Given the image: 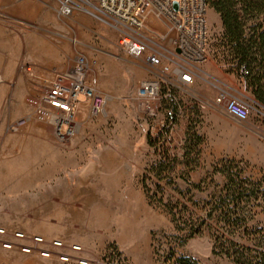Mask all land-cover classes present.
Returning a JSON list of instances; mask_svg holds the SVG:
<instances>
[{
    "label": "rangeland",
    "instance_id": "obj_1",
    "mask_svg": "<svg viewBox=\"0 0 264 264\" xmlns=\"http://www.w3.org/2000/svg\"><path fill=\"white\" fill-rule=\"evenodd\" d=\"M88 1L92 10L96 0ZM57 5L0 0V11L13 18L0 17V240L16 242L13 233L21 231L26 243L39 235L52 251L42 257L0 244V264H169L172 254L235 264L236 251L257 257L264 250V107L233 70L219 15L208 7V59L191 84L172 90L174 102L162 97L165 129L154 138L133 99L148 76L139 59L118 48L106 17L76 9L61 20ZM70 37L95 61L105 112L92 117L82 103L66 143L34 118L10 131L28 117L25 99L42 85L20 64L30 63L39 77L68 69ZM221 90L248 106L245 121L202 107ZM62 252L68 260H60Z\"/></svg>",
    "mask_w": 264,
    "mask_h": 264
},
{
    "label": "built area",
    "instance_id": "obj_2",
    "mask_svg": "<svg viewBox=\"0 0 264 264\" xmlns=\"http://www.w3.org/2000/svg\"><path fill=\"white\" fill-rule=\"evenodd\" d=\"M88 0H58L56 15L59 19L69 18L76 9L102 15L118 32L117 46L126 55L139 59V66L148 75L141 79L134 91L133 99L152 122L151 134L159 138L165 129L164 120L159 118L158 108L164 87L175 89L191 84L198 66L208 59V4L205 0H96L89 10ZM98 13V14H97ZM0 17L13 19L0 11ZM22 24V23H21ZM27 27L33 23L24 22ZM69 40L75 46V57L71 67L54 70L48 77H39L30 63L23 62L20 69L29 76L38 78L42 85L36 93L27 95L28 117L12 122L8 129L17 131L30 118L49 126L61 143L71 140L77 132V115L85 103L92 117L105 112L107 97L100 91L92 64L76 37ZM76 49V47H78ZM243 69H240L242 72ZM245 88V87H244ZM83 98L82 101L80 100ZM223 113L231 120L243 122L248 118L249 108L236 96L221 90L211 102H203ZM5 230L0 227V237ZM14 241L0 240L5 249L15 245L26 254L37 253L50 257L52 253L42 236L35 235L30 243L21 231L13 233ZM51 245L60 249L62 241L53 240ZM72 250H80L73 245ZM60 260H68L66 253L57 254ZM79 263L86 264L85 259Z\"/></svg>",
    "mask_w": 264,
    "mask_h": 264
},
{
    "label": "trees",
    "instance_id": "obj_3",
    "mask_svg": "<svg viewBox=\"0 0 264 264\" xmlns=\"http://www.w3.org/2000/svg\"><path fill=\"white\" fill-rule=\"evenodd\" d=\"M205 1L219 15L223 28L222 38L233 55V70L256 103L264 107V0ZM165 93L171 94L166 100L174 102L172 89L164 87L162 94ZM231 191L233 193V189ZM235 254V264H264V250L249 261L243 253L236 251ZM168 263L199 264L191 257L174 254Z\"/></svg>",
    "mask_w": 264,
    "mask_h": 264
},
{
    "label": "crops",
    "instance_id": "obj_4",
    "mask_svg": "<svg viewBox=\"0 0 264 264\" xmlns=\"http://www.w3.org/2000/svg\"><path fill=\"white\" fill-rule=\"evenodd\" d=\"M0 161H1V158H0ZM0 170H2V168H0ZM4 250H7V251H9L10 249H4Z\"/></svg>",
    "mask_w": 264,
    "mask_h": 264
}]
</instances>
